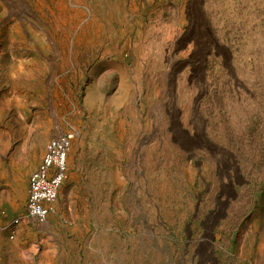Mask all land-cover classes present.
Instances as JSON below:
<instances>
[{"label":"rangeland","instance_id":"rangeland-1","mask_svg":"<svg viewBox=\"0 0 264 264\" xmlns=\"http://www.w3.org/2000/svg\"><path fill=\"white\" fill-rule=\"evenodd\" d=\"M0 264H264V0H0Z\"/></svg>","mask_w":264,"mask_h":264},{"label":"built area","instance_id":"built-area-1","mask_svg":"<svg viewBox=\"0 0 264 264\" xmlns=\"http://www.w3.org/2000/svg\"><path fill=\"white\" fill-rule=\"evenodd\" d=\"M72 139L73 133L67 131L46 144L39 164L28 176L24 214L12 220L14 226L21 220L43 222L47 218L65 179V160Z\"/></svg>","mask_w":264,"mask_h":264},{"label":"crops","instance_id":"crops-1","mask_svg":"<svg viewBox=\"0 0 264 264\" xmlns=\"http://www.w3.org/2000/svg\"><path fill=\"white\" fill-rule=\"evenodd\" d=\"M35 167H36V166H35ZM35 167H34V168H35ZM26 190H27V183H26ZM26 194H27V193H26ZM25 201H26V200H25Z\"/></svg>","mask_w":264,"mask_h":264}]
</instances>
